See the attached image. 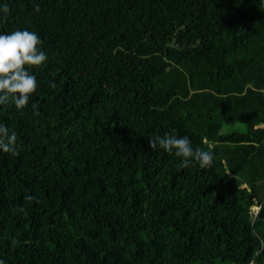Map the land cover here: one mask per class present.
<instances>
[{
	"label": "trees",
	"instance_id": "obj_1",
	"mask_svg": "<svg viewBox=\"0 0 264 264\" xmlns=\"http://www.w3.org/2000/svg\"><path fill=\"white\" fill-rule=\"evenodd\" d=\"M0 3L48 56L0 106L4 264H264V0ZM165 134L212 166L149 147Z\"/></svg>",
	"mask_w": 264,
	"mask_h": 264
},
{
	"label": "clouds",
	"instance_id": "obj_2",
	"mask_svg": "<svg viewBox=\"0 0 264 264\" xmlns=\"http://www.w3.org/2000/svg\"><path fill=\"white\" fill-rule=\"evenodd\" d=\"M9 13V5L0 3V20L5 19ZM41 44L40 36L27 29L0 33V106L11 100L15 109L22 112L28 105L31 95L38 87L37 78L30 69L42 66L48 60L47 53L40 47ZM31 107L38 113L36 103ZM16 144V133L10 132L5 124L0 123V152L16 156L19 154ZM149 147L180 158L184 166H187L189 159L201 169L210 168L213 163L211 149L205 151L194 149L187 136L177 137L168 134L153 136L149 139ZM0 264H4L2 259Z\"/></svg>",
	"mask_w": 264,
	"mask_h": 264
},
{
	"label": "rangeland",
	"instance_id": "obj_3",
	"mask_svg": "<svg viewBox=\"0 0 264 264\" xmlns=\"http://www.w3.org/2000/svg\"><path fill=\"white\" fill-rule=\"evenodd\" d=\"M114 44V43H113ZM112 44V45H113ZM118 44H119V41H118ZM107 50H109V49H106V50H104V49H102L99 53H98V55H99V58H101L102 60H105V59H107L108 57H107ZM139 50H140V47H138L137 46V50H136V52L133 54V56L136 54L137 56L139 55V59H137V60H135V61H140V60H142L143 58H141V57H143V55H141V53L139 52ZM143 53V52H142ZM251 210L253 211V213L255 212H257V206H253L252 208H251Z\"/></svg>",
	"mask_w": 264,
	"mask_h": 264
}]
</instances>
